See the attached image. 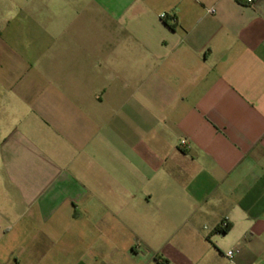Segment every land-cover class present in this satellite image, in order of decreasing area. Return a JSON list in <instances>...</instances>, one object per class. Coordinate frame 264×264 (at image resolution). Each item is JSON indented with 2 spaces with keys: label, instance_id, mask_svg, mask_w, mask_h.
I'll use <instances>...</instances> for the list:
<instances>
[{
  "label": "crops",
  "instance_id": "1",
  "mask_svg": "<svg viewBox=\"0 0 264 264\" xmlns=\"http://www.w3.org/2000/svg\"><path fill=\"white\" fill-rule=\"evenodd\" d=\"M6 1L0 264H264V0Z\"/></svg>",
  "mask_w": 264,
  "mask_h": 264
},
{
  "label": "built area",
  "instance_id": "2",
  "mask_svg": "<svg viewBox=\"0 0 264 264\" xmlns=\"http://www.w3.org/2000/svg\"><path fill=\"white\" fill-rule=\"evenodd\" d=\"M244 1H245V4H247V5H252V4L255 2V0H244ZM209 12H210V13H214V12H215L214 8H210V9H209ZM166 17H167V14H165V13H163V14L161 15V18H163V19H165ZM184 143H185V141H182V144H184ZM235 253H236V250H235V249H231V250H229V251L226 253V255H227L230 259H232Z\"/></svg>",
  "mask_w": 264,
  "mask_h": 264
},
{
  "label": "trees",
  "instance_id": "3",
  "mask_svg": "<svg viewBox=\"0 0 264 264\" xmlns=\"http://www.w3.org/2000/svg\"><path fill=\"white\" fill-rule=\"evenodd\" d=\"M238 1L241 2V3H245L244 0H238ZM171 27L173 28L174 26H171ZM230 227H231V224H228L227 223L225 226H218V227H216L214 231L221 232V233H225V232H227L230 229Z\"/></svg>",
  "mask_w": 264,
  "mask_h": 264
},
{
  "label": "rangeland",
  "instance_id": "4",
  "mask_svg": "<svg viewBox=\"0 0 264 264\" xmlns=\"http://www.w3.org/2000/svg\"><path fill=\"white\" fill-rule=\"evenodd\" d=\"M1 1H3V0H1ZM6 2H9V1L7 0Z\"/></svg>",
  "mask_w": 264,
  "mask_h": 264
}]
</instances>
